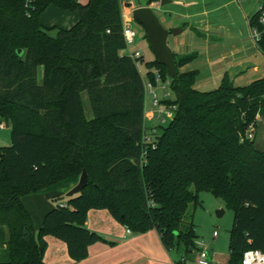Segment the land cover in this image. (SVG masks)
I'll return each mask as SVG.
<instances>
[{
    "label": "trees",
    "instance_id": "16d2710c",
    "mask_svg": "<svg viewBox=\"0 0 264 264\" xmlns=\"http://www.w3.org/2000/svg\"><path fill=\"white\" fill-rule=\"evenodd\" d=\"M53 6L79 14L69 28L54 25V36L41 22ZM122 6L34 0L27 10L24 0H0V120L10 127V144L0 146V264H47L49 234L64 242L73 262L94 242L113 244L86 227L91 208L110 212L134 233L156 229L166 250L182 246L187 253L195 225L184 218L200 204L201 190L234 211L228 264H240L246 250L264 254V149L244 139L264 113V76L236 85L225 74L202 91L194 83L198 72L182 69L196 55L174 53L176 76L155 56L140 59L143 78L126 54ZM250 26L259 30L264 54L258 12ZM155 70L171 91L163 105L175 108L146 143L144 83H156ZM83 170L87 185L65 196ZM37 192H50L56 204L36 230L21 198Z\"/></svg>",
    "mask_w": 264,
    "mask_h": 264
},
{
    "label": "crops",
    "instance_id": "0c3cea01",
    "mask_svg": "<svg viewBox=\"0 0 264 264\" xmlns=\"http://www.w3.org/2000/svg\"><path fill=\"white\" fill-rule=\"evenodd\" d=\"M164 1L163 5H160V0L144 4L134 1L132 3L124 2L123 14L131 19V11L134 7L147 5L164 12L165 16L162 21L163 26L171 31L167 36V41L170 39L171 45L169 44V46L172 52L175 55H196L193 61L183 66L184 70H196L197 77L212 82H220L222 77L227 74L236 85L248 84L264 76V54L258 49L256 41L252 38L250 26V17L258 12L259 6L263 4L262 0ZM58 10L64 14L72 12ZM53 12L59 14V11L54 10ZM44 13L41 16V22ZM73 13L75 16H73L72 23H69L68 27L62 28H69L79 19V14ZM252 78L253 80H247ZM82 102L86 118H90L92 111L85 93H82ZM148 104L145 106L147 110H149ZM147 116L146 120L150 118ZM153 118L151 116L150 122ZM59 202L64 205L66 203L65 199ZM49 206L48 202L44 204L40 217H36L33 221L36 230L41 227L44 213L49 210L46 209ZM91 214L98 218L97 221H100L95 222V225L105 224L107 226L108 224L114 228L113 232L107 231L104 234V238L113 244L94 242L88 248V255L85 258L73 262L69 258L66 245L62 240L60 241L50 234L45 235L48 247L43 260L47 264H171V262L172 264H192L196 258L194 247L187 253L180 254L177 260L172 259L168 256V250L164 249L156 229L139 233L127 232L126 227L123 225L121 228V224L104 209L91 208L88 211L85 225L91 230L100 231L95 226H92L94 228L89 227ZM196 242L197 240L195 244ZM211 261L212 264H221L213 261L212 257ZM228 261L229 256L226 263L223 264H228Z\"/></svg>",
    "mask_w": 264,
    "mask_h": 264
},
{
    "label": "rangeland",
    "instance_id": "374dc122",
    "mask_svg": "<svg viewBox=\"0 0 264 264\" xmlns=\"http://www.w3.org/2000/svg\"><path fill=\"white\" fill-rule=\"evenodd\" d=\"M79 1L84 3L86 0ZM132 1L138 4H144L147 2V0H122L123 4L124 2L132 3ZM47 9L48 10H46L42 17V24L48 27L47 31L52 36H54L57 30L54 25L58 27H68L70 25L69 23H72L71 21H73V16H75V13L73 12L64 14L62 11L56 9V7L54 6L49 7ZM54 10L59 11V14L53 12ZM153 11L157 15L159 21H161V23L163 24L162 18L165 16L164 12L162 13L156 8H154ZM130 22L135 30L136 35L135 41L129 47V50H138L143 55L145 61L153 60L155 57V53H153V51L151 50L149 42L144 35L143 26L133 18L130 19ZM168 44L171 45L170 39L168 41ZM137 66L138 69H140L143 78H145L146 69L143 65V62H137ZM182 69H185V67H182ZM247 80H253V78ZM194 83L196 88L202 91H210L216 88L220 82H212L210 80L202 79V77L198 76ZM156 91L158 97H160L163 92L162 89H157ZM166 91L169 93V95H171V91L168 85ZM146 98L148 101H150L149 96H147ZM148 108H150L149 104ZM148 117L151 118V116ZM171 117V113L167 112L166 120L164 123H161V126H166ZM150 118H148L145 123L147 132L150 130L151 125L157 126L160 124V119H158L157 117H154L151 122ZM253 121L254 122L252 124L255 130L251 140L260 149H264V113L257 114ZM158 132L160 133V130H158ZM9 135V126L4 128L0 127V146H6L10 144ZM199 193L200 204L196 205L195 207L189 206L184 220H192L193 224L195 225V240H203L205 242V246L207 247V250L210 256L212 257V260L218 263L220 262L221 264L226 263L229 256V230L231 229L233 224L232 221L234 211L230 208H226L224 206L223 200L218 197L216 198L209 191L201 190V192ZM21 199L23 200V203L27 210L30 212V214H32L33 221L36 219V217H40L44 204H46L47 202L50 203L49 208L46 209H50L53 207V205L56 204V202L52 200L50 192L28 193L27 195H24ZM217 209H223L224 212L218 216L216 214ZM97 220L98 218L92 216L91 214L89 217V227L94 228L92 226H95V228H99L100 231L96 229L95 230L101 236L104 237V234L107 231H110V233L114 231V228L110 227L108 224L107 226L105 224H102V226L95 225V222H100ZM120 227L123 228L122 225H120ZM213 230H216L218 233L215 238L212 237ZM168 252L169 257L177 260L179 258V255L183 254L184 250L182 246H173Z\"/></svg>",
    "mask_w": 264,
    "mask_h": 264
},
{
    "label": "built area",
    "instance_id": "2783aa9c",
    "mask_svg": "<svg viewBox=\"0 0 264 264\" xmlns=\"http://www.w3.org/2000/svg\"><path fill=\"white\" fill-rule=\"evenodd\" d=\"M34 0H24V7L28 10V8L32 7V3ZM28 13V12H27ZM29 15V14H28ZM123 18V29H122V34L123 37L126 40V45H127V52L126 54L130 55L132 58H135L137 62H140V59L143 57L142 54L138 50H133L130 51L129 47L133 44L135 41V30L130 22V19L125 15L122 14ZM258 18L259 22L264 25V6L261 4L258 8ZM251 34L252 38L257 41L259 38V30H257L255 27H251ZM155 84H153L151 81L146 80L144 85H145V106L148 102L149 103V110L145 109V116H153L157 117L160 119V124L164 123L167 117V112H170L172 115V112L175 108V105H170V106H165L162 103V99L169 97V93L166 91L168 80L165 82L162 81L159 70H155ZM157 89H162V95L158 97L157 94ZM147 96H149V100H147ZM166 116V117H165ZM148 117V116H147ZM0 127L4 128L7 127V124L0 120ZM158 126H151L150 130L146 133L144 137V142H152L151 138L153 135L159 133L158 132ZM246 134L244 136V139H251L255 128L253 127V124L250 123L248 127L246 128ZM151 147H154V144L151 143ZM64 206V204H61ZM127 232H131L128 227H126ZM217 231L214 230L212 233L213 237L217 236ZM195 249H196V258L192 264H212L211 257L209 256L207 247L205 246V243L203 241H197L195 244ZM243 257L241 259L240 264H264V254L258 250V249H250L246 250L243 252Z\"/></svg>",
    "mask_w": 264,
    "mask_h": 264
},
{
    "label": "water",
    "instance_id": "95a60500",
    "mask_svg": "<svg viewBox=\"0 0 264 264\" xmlns=\"http://www.w3.org/2000/svg\"><path fill=\"white\" fill-rule=\"evenodd\" d=\"M164 2V0H160L159 3L163 5ZM131 18L143 26L150 48L153 53H155L158 62L166 68L167 75L169 77L176 76L177 69L174 66V52H172L167 41V36L171 31L163 26L154 13L153 8L149 5L134 7L131 11ZM87 183V173L83 170L74 186L66 191L65 196L69 197L75 195V193L80 192ZM223 212V209H217L216 214L219 216Z\"/></svg>",
    "mask_w": 264,
    "mask_h": 264
}]
</instances>
